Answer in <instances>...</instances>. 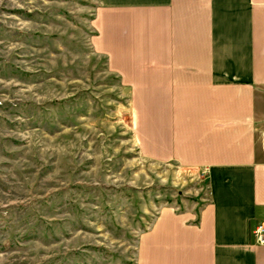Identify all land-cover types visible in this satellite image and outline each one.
Returning a JSON list of instances; mask_svg holds the SVG:
<instances>
[{"label":"rangeland","instance_id":"374dc122","mask_svg":"<svg viewBox=\"0 0 264 264\" xmlns=\"http://www.w3.org/2000/svg\"><path fill=\"white\" fill-rule=\"evenodd\" d=\"M96 0H0V264H135L200 171L135 146L128 95L96 51Z\"/></svg>","mask_w":264,"mask_h":264},{"label":"crops","instance_id":"0c3cea01","mask_svg":"<svg viewBox=\"0 0 264 264\" xmlns=\"http://www.w3.org/2000/svg\"><path fill=\"white\" fill-rule=\"evenodd\" d=\"M93 44L128 95L142 158L200 171L135 264H264V0H96Z\"/></svg>","mask_w":264,"mask_h":264},{"label":"built area","instance_id":"2783aa9c","mask_svg":"<svg viewBox=\"0 0 264 264\" xmlns=\"http://www.w3.org/2000/svg\"><path fill=\"white\" fill-rule=\"evenodd\" d=\"M253 235L257 243L263 244L264 243V224H258L254 230Z\"/></svg>","mask_w":264,"mask_h":264}]
</instances>
